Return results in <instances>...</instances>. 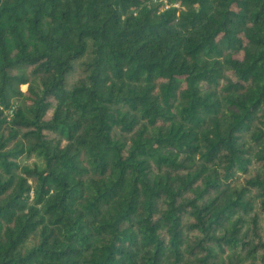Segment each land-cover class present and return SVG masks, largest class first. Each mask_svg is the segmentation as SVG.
Returning a JSON list of instances; mask_svg holds the SVG:
<instances>
[{
  "label": "trees",
  "instance_id": "obj_1",
  "mask_svg": "<svg viewBox=\"0 0 264 264\" xmlns=\"http://www.w3.org/2000/svg\"><path fill=\"white\" fill-rule=\"evenodd\" d=\"M0 264H264V0H0Z\"/></svg>",
  "mask_w": 264,
  "mask_h": 264
},
{
  "label": "rangeland",
  "instance_id": "obj_2",
  "mask_svg": "<svg viewBox=\"0 0 264 264\" xmlns=\"http://www.w3.org/2000/svg\"><path fill=\"white\" fill-rule=\"evenodd\" d=\"M23 89H26V85L23 86ZM32 161H34V159L31 158V159L29 160V162H32Z\"/></svg>",
  "mask_w": 264,
  "mask_h": 264
},
{
  "label": "built area",
  "instance_id": "obj_3",
  "mask_svg": "<svg viewBox=\"0 0 264 264\" xmlns=\"http://www.w3.org/2000/svg\"><path fill=\"white\" fill-rule=\"evenodd\" d=\"M12 112V111H11Z\"/></svg>",
  "mask_w": 264,
  "mask_h": 264
}]
</instances>
